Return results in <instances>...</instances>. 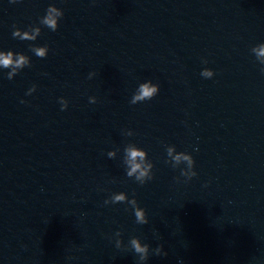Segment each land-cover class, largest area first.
<instances>
[{
	"label": "water",
	"instance_id": "95a60500",
	"mask_svg": "<svg viewBox=\"0 0 264 264\" xmlns=\"http://www.w3.org/2000/svg\"><path fill=\"white\" fill-rule=\"evenodd\" d=\"M52 3L56 31L13 37ZM260 43L264 0H0V49L31 57L12 79L0 67V264H264ZM147 80L158 94L130 103ZM129 143L154 163L144 184L126 174ZM169 145L193 155L196 176L169 162ZM122 191L147 224L105 203Z\"/></svg>",
	"mask_w": 264,
	"mask_h": 264
},
{
	"label": "clouds",
	"instance_id": "9594fccd",
	"mask_svg": "<svg viewBox=\"0 0 264 264\" xmlns=\"http://www.w3.org/2000/svg\"><path fill=\"white\" fill-rule=\"evenodd\" d=\"M64 15V10L58 7L55 3L49 5L46 10V15L40 18L39 24L29 26L28 30H24L20 27H15L12 35L14 38H19L20 40L35 41L41 34L42 27L46 26L52 31H56L59 28V22L61 17ZM32 52L40 58H44L48 55L49 46L48 45H31ZM252 52L255 53L257 60L264 65V43H260L252 48ZM207 61H205L206 63ZM31 64V57L23 52H16L15 50H3L0 49V67L5 69L10 68L11 71L7 73L9 79H12L17 75V73L26 66ZM264 70V69H262ZM215 72L211 68H205L201 72V75L205 78H211L214 76ZM95 75L91 73L90 77ZM36 90V85L28 90V94H31ZM160 90V85L158 83H153L152 80H147L139 85L136 93L133 95L130 103L136 104L138 102L151 100L154 96L158 94ZM62 109L68 107V101L64 97H61ZM97 97L92 96L90 102L95 103ZM23 102V101H22ZM126 135H133L132 130H128ZM118 149H113L108 152L109 158H114L117 156ZM175 153V154H174ZM167 155L169 157V162L172 163L174 167H178L182 163H186V167L182 169L181 175L191 179L197 175L195 170V159L190 152L179 151L177 152L175 145H169L167 147ZM124 164L126 166V174L128 177H134L136 181L140 184L146 183L148 180L154 177L153 168L154 163L148 157V151L145 148L137 146L135 143H129L124 149ZM127 202L134 209V215L136 217V222L139 224H147L148 215L145 208L141 207L133 196L129 199L126 192L113 193V195L105 201V203H119ZM116 246L118 248L124 247L123 239L121 237V232L117 231L115 233ZM128 247L134 250L136 254L139 255V260L141 262L147 261L150 255V245L144 243L140 237L134 236L130 239ZM156 255H167L163 250V245L154 249Z\"/></svg>",
	"mask_w": 264,
	"mask_h": 264
}]
</instances>
